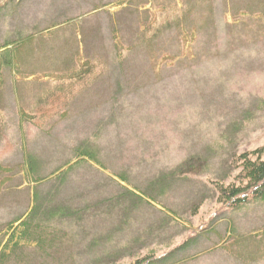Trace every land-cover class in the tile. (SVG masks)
I'll return each instance as SVG.
<instances>
[{
    "label": "rangeland",
    "instance_id": "rangeland-1",
    "mask_svg": "<svg viewBox=\"0 0 264 264\" xmlns=\"http://www.w3.org/2000/svg\"><path fill=\"white\" fill-rule=\"evenodd\" d=\"M119 1L0 0V46L34 36L0 50V264H264V195L235 212L216 188L264 146V0ZM84 147L106 170L37 187L19 168L27 151L48 176ZM26 230L44 241L13 248Z\"/></svg>",
    "mask_w": 264,
    "mask_h": 264
},
{
    "label": "trees",
    "instance_id": "trees-1",
    "mask_svg": "<svg viewBox=\"0 0 264 264\" xmlns=\"http://www.w3.org/2000/svg\"><path fill=\"white\" fill-rule=\"evenodd\" d=\"M125 0H120L119 2H117L119 4V6L123 5L125 2ZM3 7H5V5L0 6V9H2ZM83 15V14H80ZM79 15V17H76L75 19H66L65 21H63L62 23L59 24V26H64L66 24H70L72 22H78L81 19V16ZM192 37V38H190ZM34 38L33 35L30 36H24V37H20L17 38L15 40H13L11 43L5 42L4 44H2L0 46V50L2 51V53H6L7 49L10 48H18L19 45L22 44H27L29 41H31ZM182 38L184 41H186V44H188L189 42H191L192 40H194V36L192 34H190L189 32H187L186 30L182 31ZM11 44V45H10ZM9 45V46H8ZM3 61H5L3 59ZM92 62L89 60L86 61H80V68L78 70L72 71V72H67L68 77L73 80L72 78H76L77 80H83L85 79L86 76L90 75L93 71H94V65L91 64ZM5 65H8L7 63H4ZM70 75V76H69ZM64 79V78H62ZM30 114V113H29ZM29 114H22L21 115V120L22 122H25L26 119L28 118ZM23 154V151H22ZM22 159H24L23 163L19 165V168L21 170H23L26 181H32V183L37 187L42 186L43 184H45L47 181L51 180V179H65L66 174H64V172L66 171V167H72L75 165V163H79V162H85V161H89L92 164H96L97 166L103 168L104 170H106L105 166L103 165V163L101 162V160L99 159L98 153L95 151L94 148H90V147H84V148H79L75 154V158L73 160L68 161L67 163H65V166L58 168L57 170H55L54 172H52L50 175L48 176H44V177H34L35 173L37 172V168H36V164L34 162V158L33 156H31L27 151L24 152V158L22 157ZM233 164L235 165L236 169L240 170V174L238 175V177L235 179V182L229 184V185H221L220 187L217 186V190L219 192V203H221L222 205H226V207L232 211H239L241 209L244 208V206L252 203L253 200L256 199H261L263 198L262 195H264V146L253 151V152H249V153H243L241 154L239 157H234L233 158ZM199 164V163H198ZM198 164L195 163H186V168H181L183 171H195L197 168L196 166H198ZM5 171V170H3ZM177 172H179L178 174H180V171H174L173 174L177 175ZM119 179L122 183H126L127 186L132 185L131 182L129 181V179L127 178V176L125 175H119ZM163 179V178H162ZM12 179L10 178H4L2 180H0V187L5 186L8 182H11ZM247 181L244 184V181ZM157 183H161V180H158L157 182L154 183L153 188L155 186V184L157 185ZM164 182H162L161 184H163ZM138 192H140L141 189L135 188ZM127 191H129L130 193H132L133 195H136L133 191H131L128 187L126 188ZM250 194V195H249ZM37 202V201H36ZM41 205H34V209H33V213L35 210H37V208H39ZM56 209V208H55ZM67 211L68 213H71L69 209H63L60 208L58 211L54 212L53 211H47L46 215L48 214L49 218H53L56 217L58 215L64 214V212ZM33 213L26 212V214L24 216H21L19 218H15L14 219V224L16 225V227H28L33 229V223L34 221H37L39 219L42 218V216L40 217V215H36V219L34 221L31 220ZM72 214V213H71ZM46 215L44 216L46 218ZM34 217V215H33ZM40 217V218H39ZM176 217L173 218V220H175ZM177 220V219H176ZM34 233H32L31 230H26L23 232V234H21V238H23L22 240L24 242H16L13 246V248H19L20 246H22V244L24 243H32V244H36L39 245L40 242H43L44 240H42V234H38V237L33 235ZM12 242V241H11ZM8 245H10L8 243ZM8 245L6 246V248H8ZM6 253L5 251H3V254ZM5 255V254H4ZM144 260L142 261H137L136 264H143Z\"/></svg>",
    "mask_w": 264,
    "mask_h": 264
}]
</instances>
